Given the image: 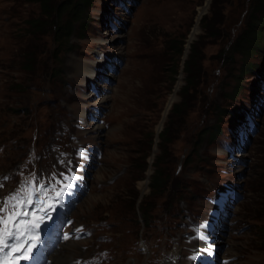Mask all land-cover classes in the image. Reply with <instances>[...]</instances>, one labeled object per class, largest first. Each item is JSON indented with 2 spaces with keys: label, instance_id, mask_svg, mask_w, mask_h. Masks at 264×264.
I'll return each mask as SVG.
<instances>
[{
  "label": "rangeland",
  "instance_id": "374dc122",
  "mask_svg": "<svg viewBox=\"0 0 264 264\" xmlns=\"http://www.w3.org/2000/svg\"><path fill=\"white\" fill-rule=\"evenodd\" d=\"M82 10L86 28L72 20L59 45L52 29H25V20L40 12L36 0H0V177L38 153V168L52 167L57 179L63 171L80 174L61 245L47 257L56 250L68 255L64 264L86 258L94 264H172L175 251L177 264H199L204 249L215 253L213 264H264L252 234L264 214V50L250 57L260 74L238 73V53L223 62L218 54L229 50L252 14L260 17L261 8L253 0H90ZM172 38L181 41L179 49L167 47ZM193 43L201 65L177 114L171 103L180 100L183 61ZM31 48L34 61L25 68ZM78 62L97 63L95 77L85 76ZM235 85L234 96L226 97ZM253 93L245 115L219 119L229 139L231 121L239 118L232 147L223 149L221 134L208 144L201 129L208 116L207 123L216 122V105L235 113ZM162 129L178 132L162 141ZM81 143L88 147L74 152ZM163 143L158 164L166 183L152 197L146 195L149 176ZM143 196L150 206L147 226L137 209Z\"/></svg>",
  "mask_w": 264,
  "mask_h": 264
},
{
  "label": "trees",
  "instance_id": "16d2710c",
  "mask_svg": "<svg viewBox=\"0 0 264 264\" xmlns=\"http://www.w3.org/2000/svg\"><path fill=\"white\" fill-rule=\"evenodd\" d=\"M40 7V12L36 17L33 18L31 21L30 19L25 20L26 23V30L30 34L35 33H43L45 29H52L53 33V39H56L60 44H63L66 41V36L69 33L71 21L74 19L79 20V30H83L86 28V20H87V13L83 12V8L85 5H88L90 0H59L56 2L55 0H36ZM254 7L256 9L261 8L262 14L259 16L251 15V17L245 22V25L243 26L242 30L238 33V35L235 37L234 41L232 42L231 46L229 47V50H225L220 48L218 54L220 61L223 62L224 60L232 59V53H238L240 56V63H239V69L238 73L245 74L248 71L253 72L254 74H260L262 71V67L256 63L255 61L251 60V56H259L261 52L264 50V0H253ZM66 9V10H65ZM63 13L66 15L65 20H60V14ZM257 19L259 23L256 22ZM206 26V27H205ZM204 31L206 33H209L210 27L208 25H205ZM55 33V34H54ZM60 33V37H59ZM212 33V31H211ZM64 41V42H63ZM181 41H175V39H170L169 44H167V47L170 49H173L176 45H178V49L180 47ZM179 43V44H178ZM58 46V45H57ZM194 43L191 45L189 52L187 53V57L183 61V71L185 73L183 80L184 84L182 86V89H179V95L180 100L171 103V111L173 107L177 106L176 113H180L182 108L185 107V104L187 102V91L190 89H193L194 85V79L196 77V74L200 68V53L199 49L195 47L194 49ZM32 48L28 51H26L25 63L23 67L28 68L29 63L34 61V58L31 59L33 56V53L31 52ZM176 53L178 51L176 50ZM36 54V53H35ZM34 57V56H33ZM228 58V59H226ZM263 57L260 60H262ZM230 61V60H229ZM260 62V61H259ZM262 62V61H261ZM175 66V65H174ZM231 69V67H230ZM174 72V67L173 70ZM171 71V73H172ZM55 72V71H54ZM197 80V79H196ZM196 86V84H195ZM255 87V86H254ZM238 90V85H235L231 93H225L226 97L231 98L234 96L236 91ZM215 109H217V112L214 113V116L216 118L215 123H207V117L204 126L201 129L203 133L207 134L206 141L208 144L213 142V138L220 132V125H219V119L221 116L227 115L229 112H231L230 109H226L225 107H222L221 105H216ZM20 110V109H19ZM238 113V111H237ZM182 120V119H181ZM178 123V120H177ZM178 132V131H166V129H162L157 133V136L162 141H170L169 137L171 134ZM201 134V136L203 135ZM152 134V133H151ZM13 136H11L12 138ZM197 138H199V135H197ZM162 151L158 152L156 157V162L153 166V172L150 174V182H148L149 196L157 197V194H160L161 191H163L165 183H166V173L164 172V166L159 165L158 161H161V158L164 155L163 150L165 149V145L163 143ZM146 152H142V159L139 162V169L142 171L145 167L146 161L144 160V155ZM139 170V171H140ZM175 180V179H174ZM264 182V181H263ZM174 183V182H173ZM132 189V191H134ZM261 197H260V210L262 213H264V183L261 187ZM134 195L137 196V192H134ZM145 196L140 198V201H138L137 209L139 214V219L142 221L143 226H147L148 222L150 221L151 216L150 213V206L149 204L145 205ZM255 229L253 230L252 234L258 238V249H260L262 252H264V214L261 218L258 219L256 222Z\"/></svg>",
  "mask_w": 264,
  "mask_h": 264
},
{
  "label": "snow or ice",
  "instance_id": "6c2138e0",
  "mask_svg": "<svg viewBox=\"0 0 264 264\" xmlns=\"http://www.w3.org/2000/svg\"><path fill=\"white\" fill-rule=\"evenodd\" d=\"M3 179L7 180L8 177ZM52 191L55 198H59L64 189L57 191L53 187ZM48 193L49 186L43 181L37 183L36 174L33 173L0 200V264H21L32 260L40 242L41 223L45 218H50L53 209L50 202L53 197ZM68 238L65 234L64 239Z\"/></svg>",
  "mask_w": 264,
  "mask_h": 264
},
{
  "label": "bare ground",
  "instance_id": "6f19581e",
  "mask_svg": "<svg viewBox=\"0 0 264 264\" xmlns=\"http://www.w3.org/2000/svg\"><path fill=\"white\" fill-rule=\"evenodd\" d=\"M195 34V32L193 33V35ZM79 63V65L82 67V68H84V69H86V70H84V71H82V73H84V75L85 76H93V77H95L93 74H95L96 75V72H95V64H97V63H87V62H82V63H80V62H78ZM98 76V75H97ZM240 89H245L244 87H242V86H240ZM66 246V245H65ZM63 248V247H62ZM67 248V247H66ZM60 250V249H59ZM69 253V252H68ZM172 254L174 255L173 256V258L170 260V262L172 263V264H177V262L175 261V259H176V257H177V252H175V251H172ZM50 259H52V263L51 264H64V262L66 263V261H68L69 260V258H68V255H66L65 253H62V252H58V251H56V250H54L53 252H51V255H50ZM174 262H176V263H174Z\"/></svg>",
  "mask_w": 264,
  "mask_h": 264
}]
</instances>
